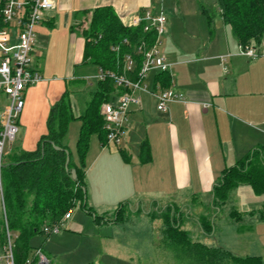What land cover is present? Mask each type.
Here are the masks:
<instances>
[{
    "label": "crops",
    "instance_id": "0c3cea01",
    "mask_svg": "<svg viewBox=\"0 0 264 264\" xmlns=\"http://www.w3.org/2000/svg\"><path fill=\"white\" fill-rule=\"evenodd\" d=\"M103 6L111 7L121 21L145 9L157 12L162 7L156 0H56L55 7L45 11L42 22L35 27L32 57H45L52 50L57 61H64L62 70L58 68L59 64L57 66L64 78L55 79L51 66L42 63L39 68L34 62L42 80L23 93L24 107L18 119L17 133L21 131V134L14 140V143L17 141L15 147L9 145L6 154L16 149L33 150L39 137L46 132L50 106L65 93L67 85L73 83L74 88L78 82L87 83L86 77L98 72L99 67L95 74L85 72L76 76L75 66L88 65L82 61L84 38L81 27L87 25L93 9ZM162 8L167 16V34L164 32L160 51L171 64L168 75L183 100L170 102L166 111H158L153 94L137 92L141 104L131 106L125 134L115 145L117 150H109L112 143L107 141H89L85 158L89 168L84 169L86 202L96 215L102 217L95 222L112 230L109 234H99L100 240L109 242V249H91L90 257L94 260L90 262L135 264L132 256L138 249H121L124 245L117 249L122 243L114 244L115 230L133 223L136 218L151 222L159 219H153L141 210L126 215L122 222L109 221L114 217L117 205H131L134 201L150 211L158 209L156 198L162 197L171 198L172 202L166 205H178L174 200L185 197L201 205H211L212 188L223 170L255 149L261 148L264 152V38L257 47L259 57L250 60L238 53L237 39L232 32L228 34L226 27H229L222 21L221 25L215 23L208 33L207 25L201 24L197 31L196 25L190 27L185 21V28L182 24V30H178L174 22L186 17L178 2L174 10ZM210 22L207 20L208 24ZM187 26L192 33H188ZM222 56H225L224 60ZM145 82L151 92L160 83L152 74ZM89 100L84 101L82 113ZM66 141L70 149L68 132ZM143 141L148 143L151 155L145 163L139 160V146ZM120 149L125 151L129 161L123 160ZM74 161L78 164L77 156ZM254 196L257 199L264 194ZM144 198L149 201H143ZM262 203V200L253 202L252 208L241 204V210L230 208L242 214L239 222L229 219L234 240L228 243L234 245V249L218 247L236 256H260L264 264V219L259 215L264 209ZM108 210H114L111 217ZM1 211L0 198V217ZM203 218L205 215L201 213L200 219ZM70 219L71 216L67 220ZM185 225L183 219L182 228L190 236ZM38 250L55 264L52 256H47L40 248L34 251ZM72 250L75 249L67 251ZM0 264H5L1 244Z\"/></svg>",
    "mask_w": 264,
    "mask_h": 264
},
{
    "label": "trees",
    "instance_id": "16d2710c",
    "mask_svg": "<svg viewBox=\"0 0 264 264\" xmlns=\"http://www.w3.org/2000/svg\"><path fill=\"white\" fill-rule=\"evenodd\" d=\"M217 9L221 21L230 28L239 45L252 44L257 48L261 44L264 38V0H217ZM201 13L210 22L205 8L202 7ZM80 26L81 23L78 24L79 28ZM81 34L84 38L83 63L94 64L115 73H122L125 53H133L134 47L141 40L152 42L154 39V33L144 32L142 26H124L108 6L93 9L87 25L81 27ZM124 39L128 44L123 43ZM116 45L118 51H112L111 47ZM134 58V69L137 71L141 58L138 55H134ZM155 79L162 87L169 86L168 72L155 74ZM68 92L66 90L50 106L46 132L39 137L36 147L33 150H12L3 157L0 244L5 245L8 230L13 235L15 264H24L29 259L33 249L29 241L34 235L43 233V227L57 222L76 205L92 214L94 221L102 219L87 206L85 158L92 135L95 134L102 143L106 142L102 104L115 100L123 89L115 86L113 79L109 77L97 81L84 112L77 116L67 98ZM72 120L81 122L76 141L78 164L75 163L66 141L68 126ZM65 151L69 152L67 165ZM120 154L124 161H129L124 150L120 149ZM150 157L148 143L143 141L139 146V160L145 163ZM71 169L76 171L75 179L71 177ZM242 184L250 186L256 196L264 194V152L261 148L253 150L233 166L223 170L212 188L211 206L220 211L230 193ZM126 204L128 203L119 204L114 217L109 221L122 222L128 215L124 208ZM149 215L161 220L162 237L159 244L171 248L178 261L183 260L187 264H262L260 256H236L221 247L193 240L182 228V213L177 205H165L152 210ZM259 215L264 219V210ZM228 217L233 222L242 220V214L235 209L228 212ZM198 223L204 234L212 233V222L203 218ZM30 264H37V256L31 259Z\"/></svg>",
    "mask_w": 264,
    "mask_h": 264
},
{
    "label": "built area",
    "instance_id": "2783aa9c",
    "mask_svg": "<svg viewBox=\"0 0 264 264\" xmlns=\"http://www.w3.org/2000/svg\"><path fill=\"white\" fill-rule=\"evenodd\" d=\"M56 0H0V93L6 97L7 105L0 119V198L2 203V163L6 145H11L18 133V119L24 107V91L38 84L42 77L35 67L33 60V47L35 42V27L42 22L43 13L55 7ZM167 16L163 9L157 12L145 9L131 16L121 23L130 28L142 26L144 32H153L154 39L139 41L133 53L123 56L122 73H115L99 68L97 74L88 76L102 81L109 77L114 85L122 88L123 92L115 100L104 102L101 106L103 127L108 143L119 144L125 134L127 116L132 105L141 104L137 92L151 93L156 99V109L166 111L167 105L173 101H182L181 94L170 85L162 87L157 83L155 91L151 92L145 82L148 75L168 72L170 63L160 51L161 38L165 32ZM124 44H128L126 39ZM117 52L118 46H112ZM238 53L254 60L260 53L252 44L239 45ZM141 58L140 68L135 71V58ZM223 60L225 56L221 57ZM71 210V209H70ZM70 210L64 213L57 222L43 227L46 235L58 233L62 224L70 218ZM7 241L3 246L5 264H15L13 255V235L7 230ZM37 264H51L38 250L36 252ZM26 259L24 264H30Z\"/></svg>",
    "mask_w": 264,
    "mask_h": 264
},
{
    "label": "rangeland",
    "instance_id": "374dc122",
    "mask_svg": "<svg viewBox=\"0 0 264 264\" xmlns=\"http://www.w3.org/2000/svg\"><path fill=\"white\" fill-rule=\"evenodd\" d=\"M156 1L161 4L162 7L170 8L172 10L175 9V6L178 2L179 7L183 11V14L186 16L184 20L179 19V22H174V26H176L178 30H182V24L184 26V21L185 24L189 25L190 27L193 24L196 25L197 31H199V27H201V24L204 26L207 25V33L210 32L209 29L211 30V27L214 26L215 23H219L221 25L220 16L217 9V0ZM162 7L159 8L163 9ZM202 7L205 8L208 12L211 21L210 24L207 23L205 15L201 14ZM189 26H187V31L188 33H192ZM165 29H167L166 24ZM197 31L194 32L197 33ZM226 31L228 32V34H231V31L227 27ZM165 33L163 34V37L161 39L165 37ZM33 60L39 68L42 63H46L47 65L51 66L53 69L52 71L56 75L55 79L64 78V75L59 70H57L58 64V68L62 70L64 61H57L56 56L52 52V50H49L48 54L45 57L43 56L41 58L34 56ZM75 71L76 76H79L80 74L85 72L95 74L97 72V66L94 64H88L86 67L77 65V67L75 66ZM86 82L90 83L91 87L85 82H78L79 85L77 84L74 88H78L79 91L73 88V83L67 85V87L65 86L69 91L67 98L71 103L74 115H79L82 113L85 106L84 101L90 99L92 92L96 88V79L91 78L89 80H86ZM6 105V97L0 93V119ZM80 124L81 122L79 120H72L68 128V142L70 145L69 150L74 158L77 156L76 141L79 134ZM20 134L21 131H19V134L16 135V139L19 138ZM96 139L98 140L97 136L94 134L90 137V142H92L93 140L97 141ZM16 144L17 141L16 143H11L13 147H15ZM8 148L9 145H6L5 151H7ZM89 148L90 146L88 147V151ZM109 150H117V147L114 143L110 145ZM88 168L89 165L86 163L84 169L87 170ZM254 197L255 196L254 193H252L251 187L242 184V186L235 188L233 192L230 193L228 200L224 205L221 206L220 211H217V209L215 210L211 205H201L197 201L192 202L187 197L183 198L182 200H172L177 202V206L182 213V219H184V221L186 222L185 229L187 228L188 230H190V236L193 240L204 242L208 245H213L216 247L221 246L227 249H234V245L228 243V241L234 240V236L230 232L232 227L230 226L228 212L232 207L241 210V204H246V206L244 207L252 208L253 202L261 200L263 201L262 204L264 205V196H261L257 199ZM170 199L168 197H162L159 199L156 198L157 206L155 207L162 208L164 207V205L170 204L172 202L170 201ZM142 200L146 202L149 201V199L147 198H144ZM130 203L131 205L126 204L124 207L128 214H131L132 212L138 213L141 210L147 213L152 212V210H157L152 208V210L147 211V207L144 209V207L139 203L136 204L134 201H131ZM113 211L114 210H108L107 214L111 217ZM201 213L205 215L206 220L212 222L213 224V231L209 235L203 233L198 223ZM70 214L71 219L66 220L62 224L58 233H53L50 235H46L44 232L38 233L30 239V246L33 247L29 255L30 260L36 256V251L34 250L36 248H40L43 249V252L47 256L50 255L53 257V255L61 254L58 258L50 257L55 261V264H86L94 260L93 257H90L91 249H109V242L106 240H100L98 236L100 233L109 234L112 231L110 230V228H105L104 226L97 224L93 220L92 214L88 213L79 205L73 207L70 210ZM161 223L162 222L160 219H155L153 220V222H151L149 220L146 221L143 218H136L133 223L129 222L128 224H124V226H119L115 230V238L113 239L114 244L120 245L122 243L121 246H117V249L121 248L123 245L125 247L121 249H138L137 254L132 256L135 264H187L186 261H178L175 258V254L170 250L171 248L159 244V241L162 237L160 235V231L162 228ZM154 242L155 245L153 247ZM223 243L225 245H223ZM71 249L75 250H72L71 252L67 251ZM154 249H156V255H154Z\"/></svg>",
    "mask_w": 264,
    "mask_h": 264
},
{
    "label": "water",
    "instance_id": "95a60500",
    "mask_svg": "<svg viewBox=\"0 0 264 264\" xmlns=\"http://www.w3.org/2000/svg\"><path fill=\"white\" fill-rule=\"evenodd\" d=\"M56 149H59V147L55 146ZM66 153V161H65V165H67L68 161H69V152L68 151H65ZM71 172V177L72 179H75L76 178V171L75 169H71L70 170ZM85 192V190H83ZM84 203H85V198H84ZM39 264H45V263H39Z\"/></svg>",
    "mask_w": 264,
    "mask_h": 264
}]
</instances>
